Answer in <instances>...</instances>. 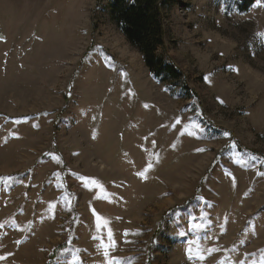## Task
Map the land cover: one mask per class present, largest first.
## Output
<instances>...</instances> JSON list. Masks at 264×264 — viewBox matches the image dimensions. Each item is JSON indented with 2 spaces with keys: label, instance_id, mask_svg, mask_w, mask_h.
<instances>
[{
  "label": "rangeland",
  "instance_id": "1",
  "mask_svg": "<svg viewBox=\"0 0 264 264\" xmlns=\"http://www.w3.org/2000/svg\"><path fill=\"white\" fill-rule=\"evenodd\" d=\"M168 1L181 81L112 0H0V264H264V0Z\"/></svg>",
  "mask_w": 264,
  "mask_h": 264
},
{
  "label": "trees",
  "instance_id": "2",
  "mask_svg": "<svg viewBox=\"0 0 264 264\" xmlns=\"http://www.w3.org/2000/svg\"><path fill=\"white\" fill-rule=\"evenodd\" d=\"M253 1L245 0L240 6V10L247 11L253 5ZM168 6V0H112L110 7L111 16L116 26L126 39L141 52L152 76L160 82L181 81L184 77L180 69L158 55L159 50L165 47L166 32L163 11ZM183 88L189 97H193L192 89L187 85ZM28 118L25 117L26 120ZM239 147L242 148V146ZM251 154L260 156L255 152ZM177 210L180 208H176L168 216ZM56 257L57 255L54 254L51 260L54 261Z\"/></svg>",
  "mask_w": 264,
  "mask_h": 264
},
{
  "label": "snow or ice",
  "instance_id": "3",
  "mask_svg": "<svg viewBox=\"0 0 264 264\" xmlns=\"http://www.w3.org/2000/svg\"><path fill=\"white\" fill-rule=\"evenodd\" d=\"M234 70L235 71H238V69H234ZM205 79L207 80L208 77H205ZM220 103H224V102L221 100ZM175 124L176 125H179L180 124V119L179 118H177ZM195 127L199 128L200 126L199 125H195ZM200 131L202 132L203 129L201 128ZM227 135H229V134L228 133H225V136H227ZM198 151H204V150L203 149H198ZM56 159H57V162L59 163L60 162V158L59 157H56ZM157 159H158V156H157ZM151 167H152V164L149 163L148 168L151 169ZM145 171H147V170H145ZM138 175L141 176V177H145V172H139ZM11 179H12L11 177H0V180H3L5 182H7V181H9ZM89 183L92 184V185H94V186H96V187H98V188L103 189V185H101L99 183V181H97V180H90ZM93 214L96 216V220H97V225L96 226H97V229H99L102 226L105 227V228H107L108 239L111 241V243L108 244V245H101V247H103L104 250H105L104 251V254L107 256L108 255V248H114L115 247V241L113 240L112 229L111 228H108V225H109L110 221L108 219L100 216L99 214H97L96 211H95V209H93ZM0 227H3V225L0 224ZM193 227L194 228H200V227H202V225L194 224ZM180 234L183 235V233H180ZM17 243H19V241H17ZM215 250L216 249H212L210 251H215ZM187 251L189 252V254L191 256V253H192L191 247H189L187 249ZM9 255H11V253H9ZM199 258L201 260L204 259L203 255H200ZM5 259H7L6 256H0V261L5 260ZM108 264H112V260L111 259L108 261Z\"/></svg>",
  "mask_w": 264,
  "mask_h": 264
}]
</instances>
